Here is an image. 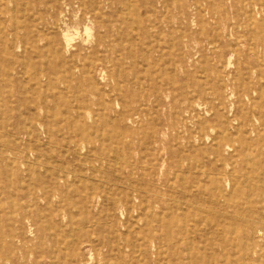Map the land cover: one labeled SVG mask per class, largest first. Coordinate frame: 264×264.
Returning a JSON list of instances; mask_svg holds the SVG:
<instances>
[{
    "label": "rangeland",
    "instance_id": "374dc122",
    "mask_svg": "<svg viewBox=\"0 0 264 264\" xmlns=\"http://www.w3.org/2000/svg\"><path fill=\"white\" fill-rule=\"evenodd\" d=\"M165 1L112 0L105 10V22L124 25L128 47L138 53L135 59L140 63L135 69L143 71V75L144 70L146 75L150 69L154 78L145 81L140 89L152 99L151 106L144 109V116L131 123L103 117L95 121L87 119L82 124L95 126L94 129L75 133L74 126L67 129L60 119L18 121L0 115V210L11 219L8 222L4 218L0 229L7 235L16 228L21 237L0 241V264H192L196 255L204 256L206 264H264L260 256L264 253V225H261L264 198L246 195L244 190L255 184V178L264 177V6L256 5L253 12L240 9L237 14L231 1L226 0L222 10L213 13L212 4L221 0H209V4L203 0ZM8 4L13 7L12 3ZM43 7L44 4H39L34 9L43 13ZM69 13L72 14L68 22L70 30L78 29L82 33V38H77L67 53L71 57L85 43L84 28H90V38L95 42L99 26L91 19L84 20L77 12ZM52 14L51 11L43 15L50 19ZM24 15H19L22 22L26 21ZM134 18L141 20L140 27ZM39 28L41 36L46 35L43 27ZM113 34L112 41L119 39L117 32ZM112 41L113 50L119 41L113 44ZM40 43L44 45V39ZM87 52L83 51L79 64L84 63L85 57L91 59ZM107 54L112 60H108L109 72L93 73L95 81L85 80L81 87L110 93L115 81L109 75L111 72L116 78L117 53L98 55ZM27 56L30 59V54ZM144 57L151 63L147 65ZM27 64L30 73L7 75L15 80V85L29 84L31 73L48 70L31 61ZM7 67V62L0 64V78ZM125 69L133 72L129 65ZM59 70L55 78L59 81L57 86L63 87L67 75L65 63ZM0 81V91L7 94L11 88L8 80ZM201 87L213 96L209 100H215V91L220 90L219 100L211 106L204 103L199 98ZM66 100L73 103L72 99ZM27 128L31 132L37 130L39 139L29 138ZM216 138L218 141H213ZM77 139L89 140L88 148L78 155L68 153ZM217 145L222 148L220 156L215 149ZM26 158L28 161L24 162ZM57 167L73 174L84 173V178L79 181L72 174L67 177L69 182L61 180L57 184L56 177L48 172ZM246 177H251L250 182ZM261 183L264 184L263 180ZM226 192L242 203L243 210L239 211L250 223L221 221L208 215L206 209L214 207L211 199ZM50 193L54 196L45 200ZM198 195L205 199L200 200ZM83 198L89 200L82 202ZM184 202L188 205H183ZM24 214L32 216L35 222L32 228L29 225L20 228ZM254 227L258 231L253 237ZM224 228L227 234L223 235ZM146 239L150 243L148 247L143 245ZM187 244L193 249L188 251ZM251 247L258 252L254 253ZM185 257L188 259L184 260Z\"/></svg>",
    "mask_w": 264,
    "mask_h": 264
},
{
    "label": "bare ground",
    "instance_id": "6f19581e",
    "mask_svg": "<svg viewBox=\"0 0 264 264\" xmlns=\"http://www.w3.org/2000/svg\"><path fill=\"white\" fill-rule=\"evenodd\" d=\"M7 1H8L7 3H3V1L0 0V64H2L4 62L8 63L7 69L2 70V73H1L2 77L0 79L4 80V78H5L6 80H8V84H9V86L11 88L8 89L9 92L7 94L4 93L3 91H0V115L1 116L6 117L8 119H15V120H18V121L19 120H23V119H27L28 121L31 120V121H36V122L38 120H42L43 121L45 119H55V120L56 119H60V120H62L61 122L66 123L67 129L68 128L71 129L74 126L75 128L73 129V132L78 133L79 131L81 132V131H86L87 130L89 132L92 128L94 129L95 126L94 127L93 126H89V125H87V123L82 124L87 119L95 121L98 118H102L103 117L105 119L117 120L120 123H129V122L131 123V122H134L136 119H138V117H141L142 115L143 116L145 115V110L144 109H146V107H148V106H151L149 104L152 101V99H151V96L148 93H145V92L141 93L140 89H143V85H144L145 81L153 80L154 78L152 76V73L150 72V69H147V71H146L147 74L146 75H145V70H144V75L145 76L143 75V71H141L140 69H135V67L137 65H139V63H140L139 61H137V59H135L136 56H138L137 55L138 53L132 51L128 47L129 40L125 39L127 33L124 32V30H123L124 29V27H123L124 25L117 24V23L114 24V23H112V21H110L108 23L104 21L105 10L107 9V6H110V2H112V0H103V1L102 0L101 1H99V0H7ZM203 1H206V3L209 4V0H203ZM230 1H231V4H232V7L237 11V14H239L238 12L240 11V9L244 10L245 8H248L249 10L252 11L253 9H255L256 5H258V4L264 6V0H230ZM165 2H167V1H165ZM8 3H12L13 7H10ZM226 3H227L226 0H223V1L221 0L219 2H215L214 4H212L211 12H213V13L220 12ZM39 4H44V7L42 8V9H44L43 13L40 11L41 9H37V10L34 9V8L38 7ZM40 7H42V6H40ZM70 10L72 11V13L73 12H75V13L77 12L78 14H81V16H82V18L84 20L91 19L92 21H95L98 24V26H99V31H98L97 38H96L95 42H93L92 39L90 38L92 36V34L89 32L90 28H88V27L84 28V35L87 36L86 39L83 40L85 43H84V45L79 46L77 48L76 52H73V55H71V57H69L67 55V53L69 51H71V49L74 47V44L76 43L75 42L76 39L77 38H80V39L82 38V33L78 29L70 30V26H68V22L70 21L69 18L72 16V14L69 13ZM137 10H139V9H137ZM51 11L53 12L52 17L50 19H47L44 16L45 12H51ZM23 13H25L24 16H26V21L25 22H22L19 19V15L22 16ZM244 13H246V12H244ZM126 15H125V17H126ZM251 16H252V14H251ZM127 19H129V18H127ZM135 20H138V25L140 27L142 25L141 20H139L138 18H134V22H135ZM31 25H34V27H32ZM39 26L43 27L42 29H43L44 33H46V35L41 36V34L39 32V30H40ZM217 26H218V24H217ZM216 28H218V27H216ZM100 30H104V31L101 32ZM55 32L56 33L60 32L59 36L52 35ZM114 32H117V34L120 37H119V39H115L114 41H112V37L114 36V34H113ZM43 39H44V45L43 44L41 45L40 42L43 41ZM111 41H112V44L114 42L117 43L119 41V43H117L115 45L113 50L111 48ZM85 44H88V45H85ZM236 47H237V45H236ZM234 48H235V46H234ZM19 51H21L22 54H20V53L18 54ZM83 51H88L87 55L91 54L90 56H92V57H91V59L89 57H85L83 59L84 63L83 64H79L80 59H82L84 57ZM147 51H148V49H147ZM101 52H104V53L105 52H107V53L111 52L113 54L115 52L117 53V55H115V57H116L115 61H116V66H117L116 67L117 70H116V73H115L116 78H114L111 75V72H110V75H111V76L109 75L110 80H114L115 82L112 84V89H111L109 94H106V93L104 94V93H102L99 90L93 91L91 89H87V88L81 87V86L84 85L83 83L85 82V80L86 81L90 80L91 82L95 81L93 73H95V72H97L99 70H101L102 73L103 72H105V73L109 72L108 68H109V63L110 62H108V60L109 61H112V60H110L108 58L109 57L108 54L107 55H98ZM162 53H163V51H162ZM28 54H30V59L27 56ZM33 55L37 56L39 58V60H35ZM74 57H76V58H74ZM146 57H144L143 60H144V62H147L146 64L148 65V63H151V61H149L150 59H148ZM231 59H234V58H231ZM158 60H159V58H158ZM29 61H31V62H33L35 64H38V65H41L42 67H47L48 70H43L44 69L43 68L42 72L40 74H34L33 75V73H31L30 79H29V81H30L29 84H24L21 81L22 82L21 85H15L14 84L15 80L9 78L10 75H13L14 72H16L15 75L21 74V73H24V74L30 73L31 70L29 69L28 64H27V62H29ZM61 62H62L63 65L65 63V72L67 73V75L65 74V78L62 81L64 86L63 87H58L57 86L58 85L57 82H59V81H56L57 79L55 78V75L57 74L58 71H60L59 70L60 69V65H62ZM127 65H129L133 69V72H128V70L125 69V66H127ZM20 66L22 67L21 69H20ZM248 67H249V65H248ZM77 71L79 72V75H75V72H77ZM50 72H53V74H50ZM7 75H9V77ZM0 82H2V81H0ZM110 83L108 85H110ZM13 87H14L15 90H13ZM242 89H243V87H242ZM144 91H145V88H144ZM219 91L220 90H216L215 91V93H216V96L214 94L215 100H209L213 96L211 97L208 93H206L204 91V88L201 87V90L199 89V91H198L199 94H200L199 98H201L203 101H205L204 103H206L207 105L211 106V105H213V103L216 100H219V98H220L219 97V95H220ZM94 97L97 100H94ZM66 99H72L73 103L71 104V102H68V100H66ZM94 105L99 106V107L96 109ZM152 108H150V109H152ZM198 115H197V117H198ZM36 122H35V124H36ZM228 125H229V123H228ZM138 127H139V125H138ZM34 128H35V126H34ZM25 131H26V135L29 138L36 137L37 139H39V136L37 134V130H33L31 132L27 128V129H25ZM102 131H103V129H102ZM218 139L219 138H216L213 141L217 142ZM88 144H89V140L77 139L74 142V146L72 147L73 149L72 148L68 149L67 152L68 153H72L73 155L74 154L78 155L84 148H88V146H87ZM215 149H216L217 155L220 156V152H221V149H222V148H220V145L215 146ZM89 151H91V150H89ZM114 151H116V150H114ZM117 152H119V151L117 150ZM121 152H119V153L121 154ZM108 154H110V153H108ZM55 155H57V154H55ZM204 156H206V155H204ZM116 157H117V155H116ZM57 158H59V157H57ZM27 159L28 158L24 159L23 161L27 162L28 161ZM117 159L116 160L114 159L113 161H117ZM246 160H247V157H246ZM7 161H8V159H7ZM37 161H39V160H37ZM203 161H204V159H203ZM35 163H36L35 166L38 167L39 163H37V162H35ZM124 163H126V162H124ZM89 164H91V163H89ZM195 164H197V163L195 162ZM174 165H176V164H174ZM231 165L233 167L232 163H231ZM82 166H80V167H82ZM143 166H147V165L145 164ZM52 167H54V166H52ZM69 168H70V166H69ZM74 169H76V168H74ZM257 170H258V168H257ZM52 171H50V169L48 170V172L52 173L51 175L56 177L55 180L57 181V184H60L63 180H65L66 182H69V179L67 177L69 175L71 176L73 174L72 172H69L66 169H65V171L60 170L58 167L53 169ZM206 171H207V169H206ZM75 172H74V174L72 176H75V178L77 180H79V181L83 180V178H84L83 174L84 173L75 174ZM245 172H246V170H245ZM120 173H121V171H120ZM222 173H224V172H222ZM176 174H177V172H176ZM249 174H250V172H249ZM117 176H118V174H117ZM11 177H10V179H11ZM182 177L184 178V176H182ZM250 178L246 177L245 179L250 182V180H251ZM104 179H106V178H104ZM182 180H184V179H182ZM216 180H217V178H216ZM254 180H255V184H253L254 186L250 185V186L244 188V190L247 191L246 195L258 196L259 198L263 199L264 198V184H262L261 182H262V180L264 182V177H259V178L257 177ZM20 184H21V182H20ZM81 184H79V185H81ZM109 184H111V183L109 182ZM193 185H195V184L193 183ZM69 187H70V185H69ZM30 188H32V187H30ZM110 189H111V187H110ZM125 190H127V189H125ZM219 190H220V188H219ZM138 191H140V190H138ZM232 192H233V190H232ZM66 194H68V193H66ZM108 194H109V192H108ZM165 194H167V193H165ZM187 194L189 195V193H187ZM52 196H54V194L52 195L50 193L48 196H46L45 200L48 201L49 199H51ZM137 196L139 198V195H137ZM62 197H64V196H62ZM90 197H91V195H90ZM164 197H166V196H164ZM198 197L200 198V200L201 199L202 200L205 199V197L203 195H198ZM64 199H66V197ZM113 199H115V198L113 197ZM88 200H89V198H83L82 202L83 201L86 202ZM106 200L108 201V199H106ZM177 200H178V198H177ZM221 200L226 201V204L223 205ZM232 201L234 203L230 204V202H232ZM211 204H212L211 206H214V207L210 208V209L209 208L206 209L208 211V215H214L215 217L221 219V221H226V219H229V220H231L233 222H241V221H244V222H247V223L251 222V220H249L246 215H243V213L239 211V210H241V211L243 210V209L240 208L242 203L238 202L236 199H234L232 194H230L228 192L220 194L218 198L215 197V198L211 199ZM183 205H188V203L184 202ZM228 207H230V210H227ZM180 209H181V207H180ZM247 211H248V209H247ZM86 212H87V210H86ZM249 212H251V213L255 212V209H249ZM0 213H3V214H1L0 222L4 221V218L6 219V221L11 222L10 217L5 213V211L0 210ZM55 213H56V211H55ZM172 213H170V214H172ZM200 213L198 212V214H200ZM202 213H204V212L202 211ZM170 214H168V215H170ZM102 215L104 216V214H102ZM121 215H122V213H121ZM204 215L206 216V214H204ZM166 216H167V213H166ZM194 216H196V211H195ZM59 217H61V215ZM69 218H70V216H69ZM164 218H163V220H164ZM208 219H209V217H208ZM142 220H143V218H142ZM75 221H77V220H75ZM194 221H195V219H194ZM194 221H192V222L194 223ZM204 221L205 220H203V223H204ZM13 222H15V220ZM119 222H120V220H119ZM261 222H262L261 225H264V222L263 221H261ZM60 223H61V221H60ZM34 224H35V222H34L32 216H29V214H24L23 215V219L21 220L20 228L23 229L26 225H29L30 228H32ZM124 224H126V223H124ZM87 225L89 226V223ZM88 226H86V227H88ZM234 227H235V225H234ZM117 228H116V230H118ZM219 228L220 227H218L217 229H219ZM130 229H128V231H130ZM160 229H162V228H160ZM49 230H51V229H49ZM71 230L73 231V229H71ZM243 230H245V229H243ZM198 231H199V229H198ZM252 231H253V237H254V235H255V233H257L258 229L256 227H254L252 229ZM151 232H150V235H151ZM222 232H223V235L225 233L227 234V229L224 228V230ZM53 233H51V234H53ZM91 233L93 235V231ZM126 233H128V232H126ZM160 233H161V231H160ZM218 233H219V230H218ZM244 233H245V231H244ZM114 234L115 233H113V235ZM135 235H138V234H135ZM6 237H10V239H12V240L21 238L19 236V234L17 233L16 228L10 229V232L7 235L4 232V230L0 229V241H4L6 239ZM192 237H193V235H192ZM226 237H227V235L225 236V238ZM90 238H91V236H90ZM117 238L119 239V237H117ZM75 239H76V237H75ZM25 240H26V238L24 239V241ZM116 241H119V240H116ZM124 241H125V238H124ZM181 241H183L182 238H181L180 242ZM252 241H254V238L252 239ZM11 243H12V241H11ZM190 243H192V242H190ZM3 244L6 245L5 243H3ZM72 244H74L73 241H72ZM81 244H82V242L80 243V245ZM143 245L148 247L150 245L149 240L146 239L145 240V244H143ZM115 249H116V247H115ZM179 249H180V247H179ZM190 249H191V247L189 246V244H187V250L189 251ZM251 249H252V251L254 253L258 252L257 250L254 249V247H251ZM28 251H30V250H28ZM147 251H148V249H147ZM223 251H225V250H223ZM156 255H157V253H156ZM260 256L264 258V253L263 252L260 253ZM187 257H185L184 260H187L190 256L188 258ZM55 258H56V256H55ZM9 260H11V259H9ZM192 261H193L192 264H206L204 256L201 257L199 255H196L195 257H193ZM97 262H98V260H97ZM225 263L226 262H224V264ZM12 264H16V263H12Z\"/></svg>",
    "mask_w": 264,
    "mask_h": 264
}]
</instances>
